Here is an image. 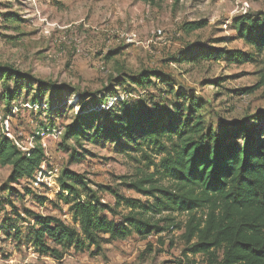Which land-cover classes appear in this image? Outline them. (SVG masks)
Instances as JSON below:
<instances>
[{"label": "rangeland", "instance_id": "rangeland-1", "mask_svg": "<svg viewBox=\"0 0 264 264\" xmlns=\"http://www.w3.org/2000/svg\"><path fill=\"white\" fill-rule=\"evenodd\" d=\"M245 6H249L247 13ZM245 14L264 16V0H0V66L14 67L32 78L22 83L25 87L12 109L0 90V136L10 135L23 147L34 138L35 146L45 144L43 180L47 183L69 168L91 182L104 204L113 206L115 200L101 187L146 201L126 184L144 172L154 174L155 167L143 160L142 154L127 151L124 146L133 148L128 141L120 146L116 142L85 145L83 150L77 148L84 157L72 159L69 146L64 148L62 138H55L52 131L65 130L73 119L76 111L70 108L78 104L77 95L42 91L39 97L43 104L54 109L38 112L30 102L36 95V81L96 94L124 73L158 70L175 90L200 100V114L212 126L233 124L264 112V85H260L264 54L256 62L243 64H231L227 58L200 64H182L180 60L193 46L251 53L234 29V19ZM198 22L205 27L191 34L183 32V25ZM244 89L255 90L246 94ZM11 90L17 92L14 87ZM118 92L119 97L111 95L108 106L126 96L132 104L159 102L155 90L121 87ZM43 132L46 135L42 136ZM152 159L158 164L160 156ZM10 172V167H0V264L209 263L206 256L187 251L189 246L183 239L186 215L176 217L180 229L173 233L147 239L134 235L105 244L100 251H69L60 260L41 255L26 244V234L38 217H56L73 225L70 207L61 202L55 186L44 182L36 187L35 177L22 181L21 186L9 185ZM162 185L168 187L170 183L162 180ZM103 215L114 219L108 213ZM18 231L21 244L15 238Z\"/></svg>", "mask_w": 264, "mask_h": 264}, {"label": "trees", "instance_id": "trees-1", "mask_svg": "<svg viewBox=\"0 0 264 264\" xmlns=\"http://www.w3.org/2000/svg\"><path fill=\"white\" fill-rule=\"evenodd\" d=\"M205 25L188 23L182 30L191 34ZM234 29L237 39L251 53L193 46L180 63L200 64L225 58L231 64L256 62L264 54V16H240L234 19ZM28 79L32 78L14 67L0 66V90L11 109L25 87L22 83ZM172 85L162 72L150 69L112 78L110 85L96 94L36 81V95L30 102L38 112L54 109L43 104L39 97L42 91L77 95L78 104L70 108L75 115L62 136V145L69 146L72 159L84 157L77 148L83 150L85 145L116 142L120 146L122 141H128L133 148L124 146L125 149L142 154L156 172L123 178L129 179V189L146 201L99 187L114 197L115 204L111 206L103 203L99 191H94L84 176L63 169L57 180L58 197L70 207L73 225L56 217H38L24 238L27 245L41 255L60 260L69 251H100L105 244L134 235L147 239L173 233L180 229L176 217L186 215L183 239L189 253L206 256L208 264H264V112L214 127L200 114V100ZM260 85H264V76ZM121 87L155 90L159 102L132 104L126 96L108 106L111 95L119 97ZM27 88L31 90L32 86ZM254 90L243 92L251 94ZM154 155L160 156L158 164L152 159ZM46 157L38 143L26 156L12 140L0 136V167L11 168L9 185L33 179ZM162 180H168L170 185H162ZM19 232L15 238L21 244Z\"/></svg>", "mask_w": 264, "mask_h": 264}, {"label": "built area", "instance_id": "built-area-1", "mask_svg": "<svg viewBox=\"0 0 264 264\" xmlns=\"http://www.w3.org/2000/svg\"><path fill=\"white\" fill-rule=\"evenodd\" d=\"M248 5V4H247ZM246 8L243 9L244 13H247L248 12V9H249V6H245ZM246 15V14H245ZM160 34V33H159ZM132 39V38H131ZM133 39H136V36H133ZM54 133V136L55 138L57 139H61L62 136H63V133H64V130L63 129H58V130H53L52 131ZM42 136L46 135L45 132H43L41 134ZM9 139H11L15 144L16 146L26 155V156H30V153L31 151L36 147L35 146V143H34V140L35 138L33 139L32 142H30L29 146L26 147V146H21L20 144H18V142H16L15 140L12 139V137L10 135H8ZM41 147L44 149V151L46 152V145L45 144H41ZM43 175H46V166H45V163L41 166L40 170H38L35 174V179H37L36 183H35V186H39L41 185L42 183H44L45 181L43 180ZM55 177V181L54 182H50V183H46V185L48 187H52V186H55L58 190H59V186H58V183H57V180H58V176H54Z\"/></svg>", "mask_w": 264, "mask_h": 264}]
</instances>
